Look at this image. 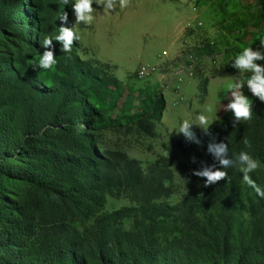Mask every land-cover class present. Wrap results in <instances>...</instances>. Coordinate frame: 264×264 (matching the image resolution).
<instances>
[{"label": "trees", "instance_id": "obj_1", "mask_svg": "<svg viewBox=\"0 0 264 264\" xmlns=\"http://www.w3.org/2000/svg\"><path fill=\"white\" fill-rule=\"evenodd\" d=\"M45 6L41 0H0V264H264L254 242L257 224L247 243H232L242 182L237 168L205 187L210 201L203 195L175 207L162 202L174 194L175 170L203 183L192 170L215 163L206 150L210 142L258 160L249 175L264 189V102L255 97L249 120L234 124L232 118L201 132L198 144L173 142L174 155L144 171L136 159L99 148L96 132L105 119L93 98L102 91L111 96L110 89L120 86L115 77L101 76L100 68L110 65L83 61L74 40L68 53L52 42L57 63L51 87L28 67L26 52L42 54L43 39L58 33L62 14L68 16L63 26H71L69 5L53 0ZM165 107L161 92L145 101L134 123L138 132L153 137V121ZM122 195L131 206L102 212L107 196ZM189 216L195 224L186 230Z\"/></svg>", "mask_w": 264, "mask_h": 264}, {"label": "rangeland", "instance_id": "obj_2", "mask_svg": "<svg viewBox=\"0 0 264 264\" xmlns=\"http://www.w3.org/2000/svg\"><path fill=\"white\" fill-rule=\"evenodd\" d=\"M41 1L46 9L53 2ZM92 7L97 9L93 13L94 20L89 24L81 22L74 28L80 37L77 53L83 61L110 65L109 69L100 68L101 76L115 77L120 82L119 89H110L115 94L107 96L102 91L101 98H93V104L105 119V127L96 132L102 152H122L136 159L145 171L156 160L174 155L173 142L185 139L176 132L182 120L197 122L196 117L203 114L211 123L209 130L233 118L230 110L226 112L220 107L228 102L227 95L230 96L226 85L237 79L244 82L248 74L238 75L239 70L230 65L244 47L260 48V40L264 39V0H124L123 6L117 0V6L111 12H102L95 4ZM187 8L189 12L182 18ZM69 12L73 21L70 6ZM176 20H180L183 32L179 39L181 47L175 58L160 63L159 55L165 56L169 51L167 36ZM191 56L201 58L192 65V75L195 76L180 82L178 72L188 65ZM38 57L34 51L26 52V63L32 70L30 65ZM257 63L264 64V61ZM143 64L154 65L155 73L138 79L136 73ZM34 72L45 86L53 85L54 68ZM241 90L250 102L255 98L246 86ZM159 92L163 94L166 107L161 118L153 121L155 134L149 137L138 132L134 123L141 115L143 103ZM112 101L116 102L115 107ZM193 131L195 136L202 132L195 125ZM171 185L174 194L162 202L172 207L188 197L204 195L206 200L211 199V193L202 182L177 170ZM207 187L211 188V185ZM237 197L231 222L232 243L235 247L241 239L247 243L253 236V226L257 224L254 242L264 253L262 203L243 182ZM131 205L124 195L107 196L102 212L111 213ZM188 219L186 230L195 224L191 216ZM130 226L131 222L125 221V227Z\"/></svg>", "mask_w": 264, "mask_h": 264}, {"label": "clouds", "instance_id": "obj_3", "mask_svg": "<svg viewBox=\"0 0 264 264\" xmlns=\"http://www.w3.org/2000/svg\"><path fill=\"white\" fill-rule=\"evenodd\" d=\"M62 3L70 6L74 20L71 22L70 27H64L63 23L68 21L67 13L60 16L62 26L58 28V33L54 37L45 36L42 46L45 50L30 65L34 71L37 69L50 70L56 65L57 60L54 58L52 50L53 41L61 45L60 51L65 53L71 51L74 40H79L80 38L74 31L75 26L81 24V22L89 24L94 20L93 13L97 9L92 7L93 4L100 7L102 12H111L117 6V0H62ZM119 3L123 6L124 0H119ZM262 50H264V39L260 40L259 49L252 50L250 46L244 47L231 62L230 66L239 70L238 75L248 74L244 82L237 79L234 83L229 82L226 85L229 89L228 93H230V96L227 95L225 99L228 102L220 106L226 112L231 111L234 124L247 121L251 118V103L249 98L241 90L243 86H246L247 91L253 97L264 102V64L257 63L264 61V51ZM196 121L182 120L176 132L182 134L186 140L198 144L199 140L195 136L193 126L195 125L202 132L206 133L211 123H208L206 116L203 114L198 115ZM206 150L211 154L215 163L209 165L201 163L200 167L192 170L193 176L203 178L205 187L215 184L222 179H228V173L225 169L235 167L242 174L240 178L242 182L250 187L257 197L264 199V189L249 175V173H255L257 170L259 166L258 160L254 159L245 151L230 155L228 144L224 142H210ZM193 162H195V158H193Z\"/></svg>", "mask_w": 264, "mask_h": 264}, {"label": "crops", "instance_id": "obj_4", "mask_svg": "<svg viewBox=\"0 0 264 264\" xmlns=\"http://www.w3.org/2000/svg\"><path fill=\"white\" fill-rule=\"evenodd\" d=\"M176 10H178L177 8H176ZM189 12V9L187 8V10H186V13L184 14V16L182 17V18H184L185 17V15L187 14ZM175 18H177V19H179V17L178 16H175ZM180 20H176L175 22H174V24H173V26H172V30L170 31V35L169 36H167L168 37V39L170 40L169 41V44L167 45V49L169 50V51H166V52H168L165 56H163V55H159V58H160V63H161V61H170V60H172L173 58H175V56H176V54H177V52H178V50H179V48L181 47H179V39L180 38H182L181 36H182V34H183V32H182V27H181V29H180V22H179ZM163 115H165V113L163 114Z\"/></svg>", "mask_w": 264, "mask_h": 264}, {"label": "built area", "instance_id": "obj_5", "mask_svg": "<svg viewBox=\"0 0 264 264\" xmlns=\"http://www.w3.org/2000/svg\"><path fill=\"white\" fill-rule=\"evenodd\" d=\"M200 60L201 58H198L197 56H191L188 58V65L182 67L178 72V81L182 82L185 78L193 79L195 75H192V65ZM154 73V65L143 64L138 68L136 75L138 79H142L143 77L150 76Z\"/></svg>", "mask_w": 264, "mask_h": 264}, {"label": "bare ground", "instance_id": "obj_6", "mask_svg": "<svg viewBox=\"0 0 264 264\" xmlns=\"http://www.w3.org/2000/svg\"><path fill=\"white\" fill-rule=\"evenodd\" d=\"M156 70V69H155Z\"/></svg>", "mask_w": 264, "mask_h": 264}]
</instances>
